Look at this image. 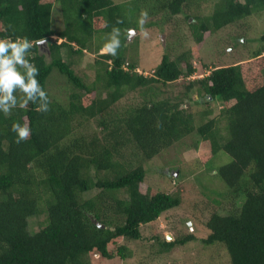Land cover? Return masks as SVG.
<instances>
[{
	"label": "trees",
	"instance_id": "1",
	"mask_svg": "<svg viewBox=\"0 0 264 264\" xmlns=\"http://www.w3.org/2000/svg\"><path fill=\"white\" fill-rule=\"evenodd\" d=\"M212 1L206 14L208 0H0V38L32 42L23 50L24 63L14 61V67L25 83L36 69L30 75L45 93L29 97L15 85V99L0 102V264L126 260L135 250L124 240H140L145 225L186 201L197 220L209 213L201 220L204 245L223 247L228 264H264V30L258 50L232 64L216 53L209 63L198 47L206 32H222L264 11V0ZM56 4L61 28L54 21ZM190 6L201 11L189 22L195 47L175 57L164 51L159 63L142 68L129 54V29L158 25L157 18ZM114 37L121 48L99 52ZM92 47L100 57L88 83L74 68L75 54ZM197 61L209 74L192 79ZM55 70L66 78L63 96L50 87ZM200 101L204 108L197 112L193 102ZM212 102L224 105L222 117L211 115ZM14 122L29 126L30 136L17 141ZM92 122L96 128L88 131ZM194 132L203 166L222 152L231 157L218 170L228 186L223 197L198 190L195 182L191 200L179 184L147 183L150 161ZM224 201L232 208L217 210ZM34 216L39 227L31 231ZM150 239L162 254L197 237L189 231L169 240L155 229Z\"/></svg>",
	"mask_w": 264,
	"mask_h": 264
},
{
	"label": "rangeland",
	"instance_id": "2",
	"mask_svg": "<svg viewBox=\"0 0 264 264\" xmlns=\"http://www.w3.org/2000/svg\"><path fill=\"white\" fill-rule=\"evenodd\" d=\"M214 5L215 3L212 0H208L204 8L205 13L207 14L213 11ZM197 14L201 15V11H197V7L195 6H190L185 9V12L177 16L168 15L167 20L157 18L156 21L160 23L158 25H146L142 29L132 27L138 32L132 35L128 41L127 47L130 45L128 48L129 54L134 52L133 55L138 57L142 68H152L159 63L164 51L169 50L173 55L175 54V57L181 49L188 50L195 47V41L189 31V22L194 21V16ZM54 21L57 28L63 27V17L59 4L55 5ZM145 22L146 19L143 20V23ZM263 30L264 11H261L254 13V15L246 20L237 21L235 24L224 28L222 32H212V34L206 32L204 41L198 46L200 50L199 57H203L207 62L211 63L216 58V53L221 55L220 57L217 55L219 60H223L227 64H232L243 59L248 51L253 52L258 50L262 45L259 37ZM105 42L109 43L111 41L105 40ZM120 44L119 41L115 50L121 48L119 47ZM122 44L125 45V41ZM225 45L227 46L224 53L221 48ZM93 46L94 48L96 47L95 43ZM94 48L92 47V49L89 48L79 54H75L76 64L74 68L82 79L88 83L93 82L95 79V59L100 57L98 53L92 51ZM102 48L103 45L98 48L100 50L99 52L106 53L102 51ZM197 67V75H202L207 72L202 69V65L198 61ZM140 70L142 71L141 67ZM145 73L148 74V70ZM50 80H52L50 87L53 93L58 96H63V88L67 85L64 74L55 70L52 72ZM176 90L174 88V91ZM200 104L193 102L195 111L199 112L204 108ZM210 107L212 108V116L222 117L221 104L212 102L210 103ZM86 128L88 131H93L96 125L92 122ZM198 140L199 136L194 132L150 161L147 183L154 187L159 185L158 183H161L170 189H173L176 184H179V188L185 191L184 195L191 200L194 198L192 188L195 190V186L190 185H192V182H195L198 190L208 191L214 197H223L221 193L228 191V186L218 174V170L219 167L229 163L231 157L227 153L222 152L203 166L197 160ZM211 168L213 169L210 170ZM169 171L173 172L170 174ZM147 183L142 184L144 188H146ZM96 191L88 192L86 196H91ZM203 191L201 193L208 197V193ZM189 202L186 201L181 206L166 211L152 225H145L143 227V237L140 240H124V242L130 244L135 250L131 258L126 260L118 258L108 259L103 260L101 264H228L227 252L223 247L219 245L206 246L203 244L201 237H204L207 231L201 221L204 216L200 220H197L193 216L195 210H193ZM231 208L230 204L225 201L217 206V210L219 211H227ZM205 215L208 216L209 213L207 212ZM206 216L204 217L205 219H207ZM38 227V216L30 218L29 229L33 231ZM155 229L159 230V232L162 231L171 234L172 238H174V235L179 236L193 231L197 240L189 241L184 245H178L170 252L158 254L152 244V239H150V236L155 233Z\"/></svg>",
	"mask_w": 264,
	"mask_h": 264
},
{
	"label": "clouds",
	"instance_id": "3",
	"mask_svg": "<svg viewBox=\"0 0 264 264\" xmlns=\"http://www.w3.org/2000/svg\"><path fill=\"white\" fill-rule=\"evenodd\" d=\"M142 16H147V12H143ZM132 30L134 33H131ZM134 28L129 29V34L135 35L137 33ZM129 37V35H128ZM18 41H11L8 38H0V91L7 93L4 96H0V102L3 100L15 98L11 96V90L15 85H19L23 91L28 93V96L31 97L34 92H39L41 96H44V91L39 87L37 81L31 77V71H36V69H31L29 73V80L27 83L24 81V77L19 71L14 67V61L17 63H24L23 60V50L32 46V42L28 40L27 37H18ZM128 40V38H127ZM45 42V40L39 41L40 43ZM119 44V41L114 37L111 42L103 45L102 51L107 53H114L116 46ZM11 48L12 51L8 54V49ZM197 71L191 76L192 79H197L198 77H204L209 74L207 71L202 75H197ZM195 97H199L198 95ZM202 103V101H200ZM196 103V102H195ZM221 104L220 102H218ZM198 104V103H197ZM201 105V104H200ZM224 105L221 104V109ZM12 130L17 133V141L19 139L28 138L31 134V129L27 125H21L19 122H14Z\"/></svg>",
	"mask_w": 264,
	"mask_h": 264
},
{
	"label": "water",
	"instance_id": "4",
	"mask_svg": "<svg viewBox=\"0 0 264 264\" xmlns=\"http://www.w3.org/2000/svg\"><path fill=\"white\" fill-rule=\"evenodd\" d=\"M131 33H134V31L132 30ZM131 37H132V35L130 34V36L128 37L127 42L129 41V39H130ZM176 174H177V173H176ZM190 224H191V222H190ZM98 225L101 226V227H104V224H103L102 222H99ZM112 229H114V227H112ZM167 238H168L169 240H171V239H172V235H171V234H167Z\"/></svg>",
	"mask_w": 264,
	"mask_h": 264
}]
</instances>
